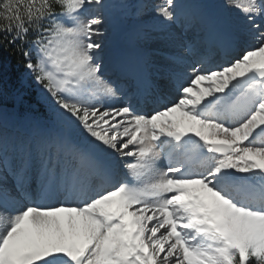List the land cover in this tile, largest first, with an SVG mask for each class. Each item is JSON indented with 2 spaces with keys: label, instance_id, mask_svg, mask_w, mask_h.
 <instances>
[{
  "label": "snow or ice",
  "instance_id": "1",
  "mask_svg": "<svg viewBox=\"0 0 264 264\" xmlns=\"http://www.w3.org/2000/svg\"><path fill=\"white\" fill-rule=\"evenodd\" d=\"M112 0H0V51L20 58L52 115L4 106L0 264H264V0H158L193 33L171 99L106 79ZM145 9H136L142 21ZM216 54L219 62L213 64Z\"/></svg>",
  "mask_w": 264,
  "mask_h": 264
},
{
  "label": "rangeland",
  "instance_id": "2",
  "mask_svg": "<svg viewBox=\"0 0 264 264\" xmlns=\"http://www.w3.org/2000/svg\"><path fill=\"white\" fill-rule=\"evenodd\" d=\"M114 1L115 0H112L111 8L108 13L107 35L104 38L108 70H114L117 68L116 65L123 68L126 65L125 62L134 59L135 55L133 54L131 57L127 56L125 61H120V52L124 49V46H126L130 54L135 52L137 55H142V63H140L138 58L130 61L134 67L137 64L136 74L138 78H140V81H143V83L146 84V87L148 86V82L158 84L160 93L163 91L161 93L163 96L168 99V96L173 98L176 92L174 86L167 79V72L170 69L171 61L176 57H184L189 62L195 59L193 54L187 50V41L191 39L194 34L187 33L182 35L177 32L175 36L169 37L166 33L154 32L153 35L155 38L152 41L148 43L138 41L134 38V32L138 28L151 30L158 23L154 18L155 14L151 11L152 4L158 2V0H135L134 4L137 8L145 9L142 21L125 17L123 14L117 16L113 6ZM205 2L214 10L221 11L226 16H231L234 23L237 25L240 24V21L235 17L234 13H228L223 10V0H205ZM121 23L125 26L128 25L133 27V29L126 34L119 36L117 29ZM211 62L215 64L219 61L217 57L212 56ZM108 70L105 78L119 83L118 80L116 81L113 79V76ZM121 85L124 86L123 83H121ZM133 92H135V90H133ZM39 93L43 98L40 89ZM136 94H141V90L136 91ZM145 109V111L152 110L148 106H146ZM51 115L52 113L50 111L49 117ZM27 116L35 117L31 113L27 114Z\"/></svg>",
  "mask_w": 264,
  "mask_h": 264
},
{
  "label": "trees",
  "instance_id": "3",
  "mask_svg": "<svg viewBox=\"0 0 264 264\" xmlns=\"http://www.w3.org/2000/svg\"><path fill=\"white\" fill-rule=\"evenodd\" d=\"M115 3L120 12L132 14L133 9L130 7L134 0H115ZM124 4L126 6H123ZM0 64L5 68L4 106L25 115L31 113L35 117L48 119L51 110L41 97L39 88L27 75L20 58L11 51H0Z\"/></svg>",
  "mask_w": 264,
  "mask_h": 264
},
{
  "label": "bare ground",
  "instance_id": "4",
  "mask_svg": "<svg viewBox=\"0 0 264 264\" xmlns=\"http://www.w3.org/2000/svg\"><path fill=\"white\" fill-rule=\"evenodd\" d=\"M133 54L135 55V57H134V59H131V60H135L136 57H137V54H136L135 52H132L131 54H130L129 52H127V55H128L129 57L133 56ZM129 80L131 81V79H129ZM169 98L171 99V97H169Z\"/></svg>",
  "mask_w": 264,
  "mask_h": 264
},
{
  "label": "water",
  "instance_id": "5",
  "mask_svg": "<svg viewBox=\"0 0 264 264\" xmlns=\"http://www.w3.org/2000/svg\"><path fill=\"white\" fill-rule=\"evenodd\" d=\"M125 31H126V30H125L123 27H121V32H120V34H123Z\"/></svg>",
  "mask_w": 264,
  "mask_h": 264
}]
</instances>
